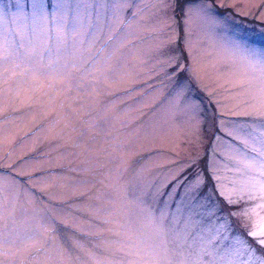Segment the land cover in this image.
<instances>
[{
    "label": "rangeland",
    "instance_id": "374dc122",
    "mask_svg": "<svg viewBox=\"0 0 264 264\" xmlns=\"http://www.w3.org/2000/svg\"><path fill=\"white\" fill-rule=\"evenodd\" d=\"M262 172L264 0H0V264H253Z\"/></svg>",
    "mask_w": 264,
    "mask_h": 264
},
{
    "label": "snow or ice",
    "instance_id": "6c2138e0",
    "mask_svg": "<svg viewBox=\"0 0 264 264\" xmlns=\"http://www.w3.org/2000/svg\"><path fill=\"white\" fill-rule=\"evenodd\" d=\"M261 175H264V172L261 173ZM195 185L191 186L189 191L190 192H195ZM260 193H261V197L264 198V183L261 184L260 189H259ZM255 198V197H253ZM228 203L232 204V203H236L235 200L232 199H228ZM260 207H264V204H261ZM250 210L245 209L243 212H238V213H233V215H244L246 216L248 214ZM254 211V210H252ZM250 234L252 236H264V218H261L260 223L254 226V230L250 232ZM261 244H264V239L260 240ZM248 255L250 260L253 262V264H264V259L258 257V256H254L251 251H248Z\"/></svg>",
    "mask_w": 264,
    "mask_h": 264
}]
</instances>
